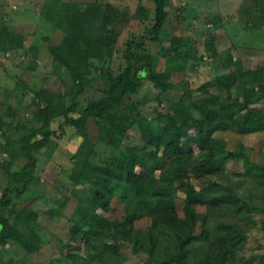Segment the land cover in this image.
Here are the masks:
<instances>
[{
	"label": "trees",
	"instance_id": "trees-1",
	"mask_svg": "<svg viewBox=\"0 0 264 264\" xmlns=\"http://www.w3.org/2000/svg\"><path fill=\"white\" fill-rule=\"evenodd\" d=\"M139 2V15L153 22L151 29L147 33L130 35L122 50L123 62L115 71L112 67V29L106 23L108 2L62 1V10L71 28L69 32H63L52 54L67 72L70 85L64 93H47L44 99L38 100L35 119L43 123L23 136L21 153L27 161L18 170L8 173L7 184L2 187L0 264H84L86 259L100 261L103 253L131 257L130 264H188L189 244L198 240L209 243L199 264H231L236 248L246 241V229L230 224L226 225V231L219 226H206L204 215L199 230H196L197 205L234 204L240 196L231 187L216 181L199 189L190 184L184 156L188 152L185 142L192 150L196 146L197 152H202L200 161L193 166L201 172L220 170L225 168L228 160L243 156V151L223 147V140L211 136V132L221 126L228 127L232 122L242 134L264 131L261 68H238V72L231 69L215 74L196 88L186 90V102L167 113L166 121L159 129L145 122L140 128L141 141L122 142L128 128L147 119L136 113L141 104L137 94L144 81L155 88L166 89L171 86L172 73L184 70L186 62L196 58L193 45L171 34L169 42L158 54H168L166 62L174 60L178 66L165 65L164 71L155 68L157 54L151 44L161 38L173 3L171 0ZM95 20H99V30L91 34L87 28L94 25ZM2 24L0 35L8 34L9 27ZM12 41L11 46H17L20 38L11 37L10 43ZM93 67L105 77V84L92 86L96 87L97 93L84 99L82 95L93 82L90 74ZM238 73L247 75L246 86L237 84ZM209 84L214 89L211 90ZM57 114L63 115L65 124L85 133L84 146L98 152L97 139L85 132L93 122L101 128L100 137L117 151L104 163L87 166L74 175L77 181L86 182L85 192L71 190L76 200L67 216L65 236L59 238L57 250L51 249L45 258L37 259L45 243L38 227V212L26 205L13 214L9 195L15 193L21 197L38 182L34 152L48 143L50 131L38 132L48 126L52 115ZM164 156H175L177 164L160 163L159 158ZM147 162L146 167L149 166L154 174H148L147 168H142ZM162 171L170 174L165 186L157 181ZM176 180L178 189L183 192L180 197L172 185ZM67 202L68 198L64 196L54 207L57 216L62 215ZM121 204L122 213L110 217L116 205ZM144 219L149 223L136 226ZM142 229H145L144 234ZM161 235L169 236L173 244L174 249L167 258L158 257L156 252L155 246L161 242ZM145 239L149 242L148 247H144ZM17 252L21 255L15 257Z\"/></svg>",
	"mask_w": 264,
	"mask_h": 264
},
{
	"label": "rangeland",
	"instance_id": "rangeland-1",
	"mask_svg": "<svg viewBox=\"0 0 264 264\" xmlns=\"http://www.w3.org/2000/svg\"><path fill=\"white\" fill-rule=\"evenodd\" d=\"M62 1L0 0V25L3 23L9 27L8 34L0 35V194L2 187L7 184L8 173L18 170L27 161L21 153L23 136L43 123L35 119L39 110L38 100L44 99L47 93H64L70 85L67 72L52 54L63 32H69L71 28L64 16ZM80 1L83 3L88 0ZM102 1L108 2L106 23L111 27L113 36L112 67L118 71L123 62L122 50L127 39L133 32L147 33L153 22L139 15V0ZM171 1L173 7L169 8V21L161 30L159 41L151 44L157 54L155 68L164 71L165 65L178 66L177 61L166 62L168 54H158L161 47L169 42L171 34L193 45L196 58L189 59L184 70L172 73L169 78L171 86L166 89L155 88L152 83L144 81L137 94L141 104L136 108V113L148 120L128 128L122 142L141 141L140 128L145 122L159 129L166 121V114L175 110L178 104L186 102V90L196 88L215 74L231 69L236 72L238 68L248 70L259 67L264 80V0ZM98 30L99 20L87 28L91 34H96ZM11 37L20 38V43L11 46ZM90 74L93 82L82 95L84 99L97 93L96 87L92 86L105 84V77L97 68H91ZM246 78L247 75L238 73L237 84L246 86ZM209 88L214 89L211 84ZM42 131L50 133L48 143L34 152L38 182L21 197L15 193L9 195L13 214L26 205L38 212V227L45 243L37 259L45 258L51 249L57 250L59 238L65 236L67 216L76 200L71 190L75 188L80 193L85 192L86 182L77 181L74 175L87 166L104 163L117 151L100 137L101 128L93 122L85 132L97 139V153L89 146H84L85 133L65 124L62 114L52 115L48 126L41 128L38 133ZM213 135L223 140V147L243 151V156L228 160L225 168L220 170L201 172L193 166L200 161L202 152H197L196 146L192 150L190 144L185 142L188 152L184 156L189 182L199 189L216 181L231 187L240 200L217 207L197 205L196 230L200 228L202 215L205 216L206 226H219L223 231L227 230V224L242 227L247 231V239L236 248L231 264H264V131L242 134L232 122L228 127L213 129ZM159 160L162 164L178 162L175 156H164ZM146 164L149 162L143 163L142 168ZM146 168L148 174H154L149 166ZM159 175L158 183L164 186L168 184L170 174L162 171ZM177 183L176 180L172 185L177 188L180 197L183 192L178 189ZM64 196L68 202L59 217L53 209ZM116 207L110 217L122 213V204ZM178 210L181 213L179 205ZM147 223L148 219L140 220L136 226ZM144 233L145 229H142ZM148 246L149 242L145 239L144 247ZM155 247L158 257L162 258L169 257L174 249L167 235H161V242ZM208 248L206 240L191 242L187 263L199 264L200 257ZM20 255L17 252L14 256ZM130 261L131 257L103 253L100 261L86 259L84 264H130Z\"/></svg>",
	"mask_w": 264,
	"mask_h": 264
}]
</instances>
